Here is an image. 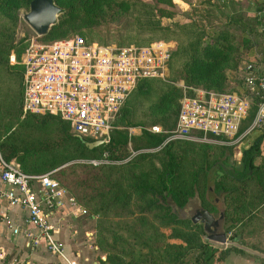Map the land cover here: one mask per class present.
<instances>
[{
  "label": "rangeland",
  "instance_id": "rangeland-1",
  "mask_svg": "<svg viewBox=\"0 0 264 264\" xmlns=\"http://www.w3.org/2000/svg\"><path fill=\"white\" fill-rule=\"evenodd\" d=\"M139 1H153L158 10L150 14L146 5L137 3L127 10L118 5L117 11L110 15L101 10L99 17L92 23L85 13L82 19L77 17L75 20V24L83 23L69 31L65 37L79 35L106 43H125L124 45H143L157 40L168 42L170 65H167L168 77L162 81L171 85L173 105L163 114L146 115L145 110L155 98L157 88L150 86L146 95H138L133 91L130 97L131 119L138 121L142 117V123L122 125L124 128L119 130L127 135L126 127H132L133 133L127 135L122 153L114 150L113 155H110L106 149L105 163L93 165L88 162L92 158H100L104 150L91 156L73 142L37 158V167L40 168L31 173L51 172V175L68 187L76 201L81 199L79 202L86 210L80 217L66 216L60 219L57 224L58 236L69 245L72 252L78 251V264H221L228 255L242 257L238 264H264V203L257 205L255 215H248L250 210L239 212L238 209L231 208L235 202L228 198L231 195L226 196L224 192H218L214 188V181L223 184L226 189L230 187L232 183L226 180L227 176L213 165V168L206 171V178L199 167L223 161L226 172L235 174L240 169L242 146L238 148L237 144H232L229 148H224L219 144L174 140L158 147L146 145L143 140L137 139L141 129L152 124L170 129L175 120L174 109L178 100L183 94L190 92L192 87L238 91L246 64H252L259 72H264V23L257 19V12L263 9L264 0ZM27 9L25 5L9 12L16 17L13 27L15 41L22 38L23 42L28 43L32 38H42L22 20L21 16ZM96 9L97 7L94 10ZM236 19L240 24L233 23ZM227 22L232 23V30L229 35L230 47L224 55H229L215 76L204 84H193L186 83L172 73L179 64L177 48L180 44L193 40L208 42ZM184 24L187 26L180 28ZM241 24L250 29L246 32V43H242L245 39L241 35ZM149 27L172 30L174 38L157 32L151 34ZM12 71L16 70L0 73V140L5 136L17 137L22 132L19 123L23 117H27V113L23 114L20 110L17 75ZM245 95L247 99H252L246 93ZM251 108L247 111L244 125L250 120ZM137 127H140V131ZM32 133L34 136L38 133L40 136L56 137L52 126L33 129ZM262 146L264 149V140ZM165 149L177 154L178 159L172 190L178 198L190 188L192 191L180 207L169 196L161 199L156 194V199H153L139 188L141 184H155L156 176L164 168ZM257 164L264 186L262 155L257 158ZM68 167L73 172H69ZM194 170L197 174H194L196 177L193 182ZM79 180L80 184L77 183ZM194 204L199 205L214 219L221 217L225 242L207 239L202 223L191 221V217L195 216ZM231 220L235 225L228 228ZM0 247L8 251L12 248L3 234H0Z\"/></svg>",
  "mask_w": 264,
  "mask_h": 264
},
{
  "label": "built area",
  "instance_id": "built-area-1",
  "mask_svg": "<svg viewBox=\"0 0 264 264\" xmlns=\"http://www.w3.org/2000/svg\"><path fill=\"white\" fill-rule=\"evenodd\" d=\"M257 19L264 23V6L257 12ZM169 46L161 40L116 45L79 35L46 42L32 38L18 60L12 51L8 55L10 64L22 67L20 110L23 114L57 116L80 138L107 144L113 130L124 128L116 120L136 85L144 79L168 77ZM257 69L252 64L244 66L238 91L192 87L178 100L170 129L158 124L142 129L162 136L158 147L174 140L225 146L249 144L251 140L246 139L252 132L264 130V74ZM245 93L252 99H247ZM252 106L255 109L249 125L237 134ZM126 129L128 136L133 133L134 128ZM88 162H107L106 150L100 158ZM85 213L51 172H24L0 153V234L5 232V239L20 252L41 249L63 257L64 244L57 224L66 216ZM78 256V251L72 252L65 263L78 264ZM0 258H4L2 247ZM18 262L25 264L21 258H13L9 264Z\"/></svg>",
  "mask_w": 264,
  "mask_h": 264
},
{
  "label": "trees",
  "instance_id": "trees-1",
  "mask_svg": "<svg viewBox=\"0 0 264 264\" xmlns=\"http://www.w3.org/2000/svg\"><path fill=\"white\" fill-rule=\"evenodd\" d=\"M30 0H0V73L6 72L7 70L14 69L16 71L14 74L16 77V84L18 86L17 97L20 102L21 94V76H22V67L18 64H10L8 62V55L12 51L15 55V58L18 60L20 53L26 46V42H23V39L14 40L13 36V27L16 23V17L9 14V12L16 7L27 6ZM54 4L59 7V12L56 16L55 22L49 27L47 32L41 35L40 41L46 42L54 39L63 38L67 33L73 30L75 27H78L80 24H75L77 17L81 19L85 16V13L88 14L91 18L92 23L95 19L99 17L101 10H105L109 15L114 11H117V6H124L125 10L130 7H134L137 3L141 5L148 6L150 14L152 11L155 13L158 9L153 1L150 2H140L139 0H52ZM97 7L96 10H94ZM100 9L97 13L96 11ZM88 10V12H87ZM83 21V20H82ZM233 23H239V20L236 19ZM187 26L184 24L180 28ZM241 35L245 40L242 43H246L247 33L250 29H246V26L241 24ZM232 28V23L227 22L224 24L221 29L217 30L214 33L210 41H204L200 43V40L189 41L185 44H180L177 48L179 55V64L178 67L172 70L178 78L184 80L186 83L193 84H204L211 77L215 76L218 69L223 65L225 59L229 54H225V51L230 47V33ZM149 30L153 33H159L162 35H168L174 38V32L168 29H158L154 27H149ZM92 39V38H91ZM98 41V40H97ZM101 42V41H99ZM104 42V41H102ZM118 45H124L125 43L116 42ZM229 51V50H228ZM250 51L248 52V54ZM175 54V53H174ZM170 65V59L168 61ZM261 72V71H260ZM264 74V72H261ZM8 74V73H6ZM5 76V74H4ZM7 78V77H6ZM8 79V78H7ZM9 85V84H8ZM157 85V86H154ZM157 88L155 98L148 105L145 110V114L157 115L163 114L171 109L172 102V91L171 85L160 80V79H144L140 81L136 87L132 90L127 100L125 101L122 110L117 118V123L121 125H131L134 123H142V117L138 121H133L131 119L132 114H130V104L132 93H137L138 95H146L149 92V88ZM212 88V87H211ZM216 90L215 88H212ZM134 91V92H133ZM220 91V90H217ZM20 106V105H19ZM177 106L174 109V116L177 113ZM14 109V108H13ZM255 106H252L251 113L249 115L250 123ZM246 118V117H245ZM243 118L239 124L237 134L242 132L247 125H244ZM20 126L22 132H19V135L14 138L11 136H5L0 140V153L5 160H14L19 168L24 172H36L39 170L37 167L36 160L39 156L47 154L48 152L53 151L58 147H65L68 143L73 142L85 152L91 154V156L96 155V152H101L103 150H108L110 155H113L114 150H119L122 153V149L127 141V135L123 130H113L111 132L110 140L107 144L99 145L88 149L83 143V141H88L86 138H78L71 131L68 123L63 121L57 116L50 114H27V117H23L20 121ZM47 126H52V129L56 131V137L50 138L47 135L40 136L33 135V129L39 128L44 129ZM11 133V132H9ZM9 135V134H8ZM13 135V132L12 134ZM264 138V130L257 133L248 146L242 149L240 153V169L239 171L231 173L230 171L226 172L223 161L212 162L211 165L206 164V166L200 165L203 172L202 175L207 178L206 171L210 168H213V165H216L217 170H221L225 176L226 180L229 181L231 186L227 189L218 181H214V188L218 192H224V194L231 195L228 197L233 203V209H238L239 212L242 210L248 211V215L257 213V205L264 203V186L259 177V164H255V158L261 157L260 154V143ZM137 139L143 140L146 145H156L163 139L161 135H154L147 132L145 129L141 130V134L137 136ZM184 142V141H179ZM224 148H229L230 146H223ZM167 148V147H165ZM165 154L164 168L156 176L155 184L153 186L141 184L139 186L142 192L147 193L151 198L156 199L155 195L158 194L161 199L169 196L171 200L175 201L180 207L185 202L189 194L192 193L191 188L188 192H184L180 198L176 196L174 190H172V183L175 180L177 175L178 168V159L177 154L170 152L168 149L163 151ZM122 156V155H121ZM225 157V156H224ZM262 158H264L262 156ZM217 163V164H216ZM99 166V165H97ZM202 166V167H201ZM69 172H73L71 167H68ZM196 172V170H194ZM193 172L194 174H197ZM53 176V175H52ZM55 177V176H53ZM195 175L193 176V182L195 181ZM63 186L68 188L63 182H61L57 177H55ZM77 183H81L79 180ZM258 184V187H257ZM200 195L201 190H200ZM78 200V199H77ZM81 201V199H79ZM79 200L77 202H79ZM81 204V202H79ZM157 203V202H156ZM100 207V205H99ZM244 212V213H245ZM242 216V214H241ZM174 220V218H173ZM235 222L231 220L228 224V228L234 226ZM199 246H201L199 244ZM214 251V250H212ZM210 252L212 256L213 252ZM179 264H198L195 262L188 263H179ZM220 264V263H217Z\"/></svg>",
  "mask_w": 264,
  "mask_h": 264
},
{
  "label": "water",
  "instance_id": "water-1",
  "mask_svg": "<svg viewBox=\"0 0 264 264\" xmlns=\"http://www.w3.org/2000/svg\"><path fill=\"white\" fill-rule=\"evenodd\" d=\"M58 12L59 7H57L52 0H30L28 3V9L21 17L22 20L33 30V32L40 36L45 34L49 27L55 22ZM74 135L80 138L77 134ZM82 143L88 149H91L99 146L101 141L82 140ZM193 208L195 210V216L191 217V221H200L202 223L207 239L220 243L225 242L226 236L221 226V217L214 219L212 215L197 204H194Z\"/></svg>",
  "mask_w": 264,
  "mask_h": 264
},
{
  "label": "crops",
  "instance_id": "crops-1",
  "mask_svg": "<svg viewBox=\"0 0 264 264\" xmlns=\"http://www.w3.org/2000/svg\"><path fill=\"white\" fill-rule=\"evenodd\" d=\"M250 54V53H249ZM249 56H252V55H249ZM257 67H260V65H257ZM259 132H252L250 137L247 138L246 140L250 139L252 140V138ZM249 140V141H250ZM264 138L262 139L261 143H260V149H262V151L260 152V154L264 157V149H263V146H262V142H263ZM212 144V143H211ZM222 146H225V145H222ZM226 146H230V145H226ZM238 148H240V146H242V149L246 148L248 146V144H244V143H241V144H238L236 145ZM254 163L257 164V158H255L254 160ZM5 231V230H4ZM3 236H4V239H5V232L2 233ZM6 240V239H5ZM64 244V250H63V257H57L55 255H52V254H49L47 252H44L43 250L41 249H38V250H35V251H32V252H23L19 249L16 248V246H12L11 250H6V249H3V252H4V259L0 258V264H9L11 261H13V258L15 259H24V262L25 264H66L65 263V259H69L71 258V254H72V251L70 250V247L69 245L61 240ZM18 246L19 247L20 245V239L18 240ZM18 251V252H17ZM242 260V257L240 256H233V255H228L221 264H238L239 261ZM17 264H24V263H20L18 262ZM253 264V263H251Z\"/></svg>",
  "mask_w": 264,
  "mask_h": 264
}]
</instances>
